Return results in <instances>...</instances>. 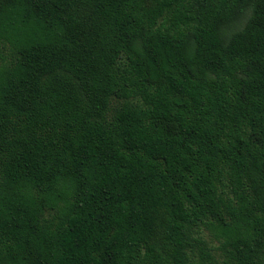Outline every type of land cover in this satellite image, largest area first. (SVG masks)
Masks as SVG:
<instances>
[{
    "label": "trees",
    "instance_id": "obj_1",
    "mask_svg": "<svg viewBox=\"0 0 264 264\" xmlns=\"http://www.w3.org/2000/svg\"><path fill=\"white\" fill-rule=\"evenodd\" d=\"M0 264H264V0H0Z\"/></svg>",
    "mask_w": 264,
    "mask_h": 264
},
{
    "label": "rangeland",
    "instance_id": "obj_2",
    "mask_svg": "<svg viewBox=\"0 0 264 264\" xmlns=\"http://www.w3.org/2000/svg\"><path fill=\"white\" fill-rule=\"evenodd\" d=\"M205 237L208 239V241L210 242V245H211V246L215 247V246L218 245L214 240H210L208 235H206ZM215 256H216L218 259H219V257H220V255H219L218 253H215Z\"/></svg>",
    "mask_w": 264,
    "mask_h": 264
}]
</instances>
